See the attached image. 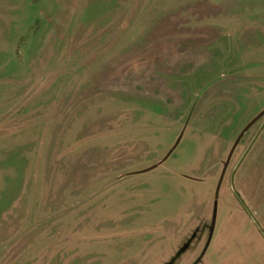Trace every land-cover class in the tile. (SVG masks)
<instances>
[{
  "label": "rangeland",
  "instance_id": "1",
  "mask_svg": "<svg viewBox=\"0 0 264 264\" xmlns=\"http://www.w3.org/2000/svg\"><path fill=\"white\" fill-rule=\"evenodd\" d=\"M0 264H264V0H0Z\"/></svg>",
  "mask_w": 264,
  "mask_h": 264
},
{
  "label": "crops",
  "instance_id": "2",
  "mask_svg": "<svg viewBox=\"0 0 264 264\" xmlns=\"http://www.w3.org/2000/svg\"><path fill=\"white\" fill-rule=\"evenodd\" d=\"M40 95L42 96V95H43V93L41 92V93H40ZM20 231H21V230H19V232H20ZM10 232H14V231H10ZM16 232H17V231H16ZM57 233H58V232H57ZM49 238H50V239H52V238H53V236H50ZM35 239H36V238H35ZM50 239H49V240H50Z\"/></svg>",
  "mask_w": 264,
  "mask_h": 264
}]
</instances>
